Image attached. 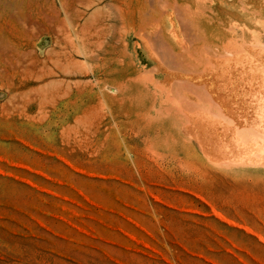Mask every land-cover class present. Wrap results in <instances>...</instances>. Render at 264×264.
Wrapping results in <instances>:
<instances>
[{
	"label": "rangeland",
	"instance_id": "374dc122",
	"mask_svg": "<svg viewBox=\"0 0 264 264\" xmlns=\"http://www.w3.org/2000/svg\"><path fill=\"white\" fill-rule=\"evenodd\" d=\"M194 1L224 16V43L260 31L264 44V0ZM179 4L187 0H0V264H264L262 154L246 146L231 164L215 146L206 152L196 136L217 118L199 101L171 151L158 129L174 121L156 116L168 101L156 85L180 77L188 101L209 73L192 63L239 56L200 42L190 67L171 64L157 24L163 17L168 36L190 44ZM218 63L212 82L224 70L233 84L248 81L246 61ZM241 89L238 102L263 92Z\"/></svg>",
	"mask_w": 264,
	"mask_h": 264
},
{
	"label": "bare ground",
	"instance_id": "6f19581e",
	"mask_svg": "<svg viewBox=\"0 0 264 264\" xmlns=\"http://www.w3.org/2000/svg\"><path fill=\"white\" fill-rule=\"evenodd\" d=\"M159 2H160V0H159ZM157 3H158V1H157ZM163 3H164V1H163ZM227 4L234 5L233 2H230ZM161 5H164V4H161ZM175 6L176 5H174V7ZM194 6H195V9L192 10V8ZM163 7H165V6H163ZM179 7L183 11V13H182L183 18L188 20V23H187L188 25L186 27L189 28L188 30L190 32V33H188V34H190V44H188V41L186 39L185 40L177 39L176 41H173L168 36L167 30L165 28V22L163 20V17L159 18V20L157 19L158 20V24H157V26H158L157 30L158 31L155 30L158 32V34L161 38L160 40H162L165 43V46H164L165 51L163 53H165V55H167L169 58H171V61H169V62H171V64H172V62L175 63V65L180 69H183V67L185 68V67L189 66L188 61L185 60V58L187 57V52H189V53L195 52L197 47H198L197 45L200 42H204L205 44H208L209 49H211L215 54H218V56L223 55V53H228L230 55H233V53L236 51H239V56H237L236 59L231 57L234 60L231 58H227V59H222L220 61H217V59L211 60L210 57H206L207 58L206 61H201L200 63H197V62L192 63L194 68L201 69L204 72L209 71V73H210V66L211 67L216 66V65L215 66L211 65L212 63L216 64L219 62L217 66H221L224 63L231 64V62H232L233 64H235V61H236V62H239V64L241 63V65H242V63L246 61V63L244 64L245 66H241V67L239 66V67L242 70L247 69V71H249L248 73H250V74L246 75V76H248V81L244 82V83L242 82L243 84L246 83V85H243L241 83V80H240V82H239V83H241V85L239 84L240 86L238 85V83L233 84L235 82V80H231V78L228 76L229 74L224 75V73L226 72L225 70H224V73L222 72L219 74L220 77L224 78L222 81L220 80V77L218 76L219 80L212 82L211 76H213V74H209V73L207 76L205 75L204 77H202L201 78L202 80L199 78L200 81H198L197 79H194L195 81L199 82L198 83L199 86L195 85L194 89L196 90V92L194 90H192V94L194 92V95L189 94L191 96H189L190 99L188 98L189 99L188 101H186V100L184 101L183 94H185V93H183V89L186 87H185V84L181 80L180 77L174 78L175 79L174 81L170 80L171 78H169L170 81L168 83L156 85L164 93L165 99L169 101V103H168V101H162V100L160 101L159 109H158V111L155 112L156 116L160 120L161 117H159L158 115L162 112H168L170 114L171 119H173V121H174V124H173L174 126H171L166 130L164 128V126L165 125L169 126V123H167V122L164 123L161 121L162 119L160 120V125H159L158 129L165 132V136H164L165 139L162 138L163 144L165 142L166 149H168L170 151L172 150V146H173L172 143L178 141L181 138L180 134H179V130L177 131V129H174V128H176V127L183 128V126H185V125H183V121L187 118L189 119V116H190V113H189V115L187 114L188 108L190 107L191 104L198 102V99H202L203 101H199V102L201 105H204V107H203V108H205L204 110L209 109L211 112H213L215 114V117L217 118V120H209V124H208V127L206 130L205 129L202 130V132L198 133L199 135H197V136H196L197 133L195 134L196 138L198 137V139L200 140L199 141L200 145L202 147L206 146V148H204V150H206V152L208 151L207 148H211V147L215 146L214 154L218 152L217 154H220V157H224L225 161L227 160V163H229V161H232V160H234V158H236L235 153H238L241 151V153L245 154L244 152L247 151V149L249 148V150L247 151V155L249 154L250 151H258L259 153L262 154V156H260V158H258V159L264 160V140H263V138H264V125L258 126V124H256V123L251 124V121H254V120L264 122V44H261L260 43L261 40L259 39V37L263 34H261L260 31L252 32L249 35L245 34L243 32L240 35V40H237L236 43L233 44V43H231L232 41H230V40H229L230 42L227 40L228 42L224 43L223 40H224V38H226L227 33L224 32L222 29H219V20L221 21L224 18V16L219 17V15L218 16L207 15L205 13L206 12V8H205L206 6L199 5L197 3V1H194V0H193V3L190 0H187L186 6L183 7V5L179 4ZM151 8H152V6H151ZM176 10H178V9H175V11ZM160 14H163V13H160ZM174 14L177 15V13H174ZM182 16L180 14V18ZM214 21L217 22L215 27H214V31H210V32L207 31V29L211 26L212 23H214ZM155 22H156V20H155ZM182 22L183 21H180L178 23L181 24ZM182 25H184L183 28H186L185 24H182ZM179 27L181 28L182 26L180 25ZM182 30L184 33L185 30L184 29H182ZM174 31H176V30H174ZM137 33H138V31H137ZM183 33H181V34L184 36L187 35L186 33H185L186 35ZM158 34H157V36H158ZM141 35H143V34H141ZM246 36H251L250 42H246V38H247ZM186 37H183V39ZM232 37H235L234 34L232 35ZM146 38L144 40H145L146 44H148V42L150 40H148V42H147ZM157 38H159V37H157ZM214 40L216 41L215 44H213ZM183 41L187 42L188 45L187 44L185 45V43H183ZM208 41H212V42H208ZM157 42H158V40H157ZM151 43H152V41H151ZM143 45L145 46V44H143ZM151 46H152V44H151ZM153 47H154V45H153ZM147 48L150 49V47H148V46H147ZM147 48L145 47L146 50H148ZM158 49L161 50L160 48H158ZM148 51H150V50H148ZM161 52H162V50H161ZM152 53H153V51H152ZM160 56H162V55H160ZM157 58H155V59H157ZM229 59L232 61L230 62ZM163 63L167 65L168 61L165 60V62H163ZM230 66L232 67L233 65L231 64ZM245 67H247V68L243 69ZM152 69L149 71L153 72L156 68H154L153 70ZM161 69L166 72L165 68L162 67ZM253 69H254V71L257 69L258 72H259V70L260 71L262 70V74H259V76H255L256 71L255 72L251 71ZM212 70L213 69H211V71ZM234 72H236V71H234ZM259 73H261V72H259ZM215 74H218V73L216 72ZM232 74H230V75H232ZM234 75H235V73H234ZM147 77L148 76L146 75V78ZM186 77H187V75H186ZM143 78H145V76ZM182 78H183V76H182ZM237 78H240V75ZM234 79H235V77H234ZM150 80L151 79H149V81ZM243 80H245V79H243ZM232 81H234V82H232ZM202 82H204V83L202 84ZM241 86H242V89L244 86L247 87L248 91H250L252 97L254 96V94L256 95L255 90L258 88H261L262 89L261 91H263V92L256 95L257 96L256 98L259 99L258 101H244L243 103H242V101L238 102V101H236L237 98H235V96H237V93H236L237 88H239ZM225 87H226V90H225ZM228 91H230V93H227ZM195 94L197 95L198 99H196V97H193V96H195ZM247 94L248 93H246V95ZM195 100H197V101H195ZM212 102H213V104H212ZM165 104L168 106H165ZM197 107H200V106H197ZM194 108H196V107L194 106ZM200 108L203 110L202 107H200ZM190 110L193 111V107ZM162 115H164V114L162 113ZM224 115L230 117V119L232 117L231 120L230 119H228V120L232 121L233 124L231 122L226 123L227 121H225L226 124L224 122H221V118L223 119L222 116H224ZM211 116H213V115H211ZM219 116H221V117H219ZM219 118H220V120H219ZM205 120H206V118H205ZM219 123H221V124H219ZM217 125L221 126V128L223 129V132L225 133L222 136L224 138L226 137L229 142L222 140V136L219 133H217V131H218ZM256 125L258 126V128H256L257 130L255 131L253 129H255L254 127H257ZM184 129H187V128L184 127ZM257 137L262 138L261 141H258L259 138H257ZM162 141L160 140V143H159L160 145H161ZM181 144H182V141H181ZM254 144L257 146H260V147L256 148L253 146ZM185 146H186V144H185ZM246 146H248L247 149H246ZM258 152H255V153H258ZM247 155H245V156H247ZM240 156H241V154H240ZM241 159L243 160V158H241ZM235 162L236 161H234V162L232 161L231 164H235Z\"/></svg>",
	"mask_w": 264,
	"mask_h": 264
},
{
	"label": "crops",
	"instance_id": "0c3cea01",
	"mask_svg": "<svg viewBox=\"0 0 264 264\" xmlns=\"http://www.w3.org/2000/svg\"><path fill=\"white\" fill-rule=\"evenodd\" d=\"M198 101H203L202 99H198ZM242 101H244V100H242ZM247 101V100H246Z\"/></svg>",
	"mask_w": 264,
	"mask_h": 264
}]
</instances>
